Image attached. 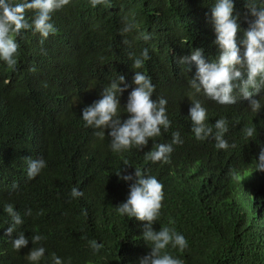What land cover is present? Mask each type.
<instances>
[{
  "label": "trees",
  "instance_id": "16d2710c",
  "mask_svg": "<svg viewBox=\"0 0 264 264\" xmlns=\"http://www.w3.org/2000/svg\"><path fill=\"white\" fill-rule=\"evenodd\" d=\"M215 2L106 0L93 8L90 0H70L53 13L57 31L43 43L32 31L17 37L15 69L0 61V264H32L27 254L40 246L46 251L37 264H52L53 253L63 264H140L150 252L142 240L145 222L122 216L116 208L126 202L134 182L116 172L134 176L135 168L163 184L164 200L153 229L174 228L186 238L183 252L171 245L165 250L174 258L183 264H264V172L255 171L264 147V92L255 97L261 103L258 113L242 97L234 105H220L191 86L195 64L189 71L178 63L196 48L204 49L206 62L217 57L211 23ZM232 2L243 55L241 41L255 17L248 0ZM258 3L264 6L262 0ZM127 23L135 27L124 33ZM140 33L151 34V39L138 38ZM145 48L150 59L133 69L134 58ZM135 71L151 78L153 100H167L171 128L142 149L114 153L107 130L103 139L98 137V129L85 126L82 109L123 75L129 87L119 97L120 116L126 119ZM191 100L207 109L208 124L227 120V150H218L212 139H195ZM244 127L255 128L252 138L244 136ZM174 131L180 132L183 144L173 145L170 162L147 160L145 154L154 144L171 143ZM28 157L43 158L47 164L32 180L26 175ZM73 187L83 196L72 198ZM8 204L24 221L13 237L24 232L29 239L20 251L6 236ZM27 208L31 216L24 215ZM37 234L44 239L33 245L31 238ZM92 240L103 244L98 252L90 247Z\"/></svg>",
  "mask_w": 264,
  "mask_h": 264
},
{
  "label": "clouds",
  "instance_id": "9594fccd",
  "mask_svg": "<svg viewBox=\"0 0 264 264\" xmlns=\"http://www.w3.org/2000/svg\"><path fill=\"white\" fill-rule=\"evenodd\" d=\"M106 0H90L93 8L105 4ZM264 2V0H262ZM70 3V0H20L13 3L12 0H0V61H3L9 69H15L20 45L17 37L22 32L32 31L41 37V43L50 34L56 33L52 21L54 12L62 9ZM247 7L254 20L249 22V28L244 32L241 43L245 47L243 55L237 44V34L240 31L239 17L233 16L234 4L232 0H216L211 9V23L214 28V44L218 47V55L215 60L206 62L203 48L192 49L191 54L183 56L178 63L187 65L195 64L196 72L191 80V86L196 92L204 94L220 105H234L238 98L249 100L248 108L258 113L261 110L260 97L264 92V6H260L258 0H248ZM32 16L28 17L27 13ZM135 25L127 23L123 28L124 33L130 32ZM145 41L151 39V34L140 33ZM124 43H128L124 41ZM150 59L148 49L145 48L133 60L132 68L141 69L146 60ZM35 71V69H32ZM124 87H121V85ZM135 87L129 94L124 111L126 119L120 116V95L129 87L125 83V77L119 75L118 81H112L109 86L102 89L101 98L82 109V120L85 126L98 129L96 135L111 138L110 149L114 153H121L133 147L142 149L150 139L158 137L163 132L169 131L171 121L167 115V100L158 98L153 100L155 85L151 78L141 71H135L133 77ZM189 109L191 120V132L198 141L212 139L218 150H227L228 142L224 134L228 131V122L220 118L214 124H208L207 109L199 100H191ZM242 132L246 138H252L256 132L253 127H244ZM170 144H154L153 148L145 154V158L151 162H170V154L173 145L183 144L179 131L171 133ZM231 147H235L232 144ZM27 162V179L32 180L46 168L43 158H24ZM126 166L127 161L124 162ZM255 171L264 172V147H261L259 158L255 162ZM116 175L124 181H134L129 186L126 202L117 206L118 214L135 218L145 222L142 240L150 248L140 264H183L179 258H174L165 251L169 245L183 252L188 247L186 238L176 232L174 228L162 227L154 231L153 224L160 216L162 202L164 200L163 184L155 176L147 175L140 168H135L134 176L122 175L121 170ZM13 187H17L14 183ZM72 198L83 196V192L73 187L70 193ZM4 211L11 219L6 236L10 237L12 248L20 251L29 244L24 232L13 237L17 226L23 224L21 214L14 210L13 205L8 204ZM43 211L37 213L42 215ZM25 216H31V208H27ZM44 237L33 235L31 243L39 244ZM94 252H98L102 243L95 240L89 241ZM43 246L32 247L27 254V259L32 264H37L45 254ZM52 264H63L62 259L55 253L51 256Z\"/></svg>",
  "mask_w": 264,
  "mask_h": 264
}]
</instances>
